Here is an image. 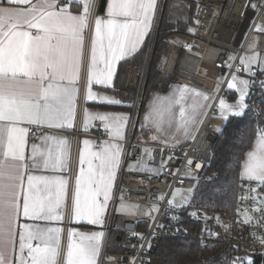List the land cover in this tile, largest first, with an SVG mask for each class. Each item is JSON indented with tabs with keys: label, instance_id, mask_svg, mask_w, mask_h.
<instances>
[{
	"label": "snow or ice",
	"instance_id": "obj_1",
	"mask_svg": "<svg viewBox=\"0 0 264 264\" xmlns=\"http://www.w3.org/2000/svg\"><path fill=\"white\" fill-rule=\"evenodd\" d=\"M0 2L18 6L29 4L30 0ZM76 4L77 0H67L68 6L60 7V0H40L28 9L0 7V157L3 158L0 159V264H14L12 259L7 258L6 251L9 245H15V228L21 212L28 219L61 218L59 208L65 189L64 180L27 175L25 189L26 169L29 167L25 162L28 129L20 125L71 126L75 115L73 101L77 93L76 82L83 63L84 32L93 10L98 7L97 0H79L82 12L74 14L70 9ZM106 11L107 19L97 16L94 20L95 36L91 42L87 73V99L92 101L96 100V94L91 86H111L116 63L142 44L157 11V0H110ZM31 29H36V33ZM260 31L264 32V28ZM256 61L257 57L253 55L245 57L241 63L247 67ZM101 64L103 67H100ZM235 81L236 77L233 76V83H229L228 87L239 91L238 103L227 106L223 100L220 101L221 115L225 120L228 118L226 108L233 109L230 113L233 116H243L248 107L245 103L248 81L240 80L242 87L239 88ZM188 91L187 86L179 88L180 97L176 100L181 104L177 131L182 129L186 137L190 135V126L200 122L199 116L205 108L210 107L206 102L211 99L207 94L192 90V104L186 109L182 102ZM101 99L109 105L121 104L114 98ZM165 112L169 113L168 126L171 127L174 118L170 108L153 106L145 115V120L151 121L156 130L162 132ZM129 119L124 115L85 110L84 128L88 130L91 121L99 120L113 139H122ZM217 132L222 134L223 129L217 128ZM52 139L58 144V152L54 154L49 149L47 153L39 155L45 168L62 169L67 153L65 139ZM91 143L89 140L83 141L85 146ZM37 155L36 146L33 145V166L41 162L36 159ZM119 156L120 145L111 142H107L99 152H88L87 157L81 154L74 196V215L78 220L86 219L94 225L103 223ZM192 163L189 161V164ZM85 164L86 170L83 167ZM242 176L264 185V133L258 135L254 150L247 153ZM40 183L49 194L47 199L36 195L41 191L38 187ZM52 184L58 186L55 195L50 187ZM244 222H250V218ZM23 229L19 233L20 257L15 264H59V228L38 229L25 224ZM70 235L79 239L70 240L65 264H97L99 241L103 233ZM33 240L40 243L33 247ZM238 260L235 258L228 264H238ZM246 264H253L252 259L247 258Z\"/></svg>",
	"mask_w": 264,
	"mask_h": 264
},
{
	"label": "built area",
	"instance_id": "obj_2",
	"mask_svg": "<svg viewBox=\"0 0 264 264\" xmlns=\"http://www.w3.org/2000/svg\"><path fill=\"white\" fill-rule=\"evenodd\" d=\"M100 1L97 0L98 7L89 20L88 38ZM183 1L196 3L195 24L189 32H173L165 38L170 49L162 65V79L171 78L174 83L209 95L210 107H207L190 141L181 144L147 141L141 130L143 108L149 97L144 89L143 93L140 90V65H131L127 87L135 92V97L131 103L129 125L123 141L124 155L110 211L113 212L119 201L134 203L139 208L137 212L119 215L118 222L124 235L118 239V250L103 254L102 264H155L151 256L163 238L198 241L205 250L202 259L207 264H228L235 258H239L238 264H246L247 258H251L253 264H264V185L258 181L241 179L233 214L204 210L189 214L186 208L180 209L170 203L175 187L191 183L196 187L211 163L220 137L217 128L223 129L227 121L221 115L220 101L223 100L227 106L238 103L231 100L228 84L234 75L246 74L241 61L249 53L248 46L256 29L264 26V0ZM258 5L260 7H256ZM258 36L252 52H264V33ZM248 77L249 89L245 101L248 107L245 110L264 122V84L261 83L264 82V72L257 67ZM27 129L30 141L40 139L41 132L36 125H28ZM70 133L75 140L88 134L81 125ZM259 133H264V124ZM130 161L140 164L139 170H128ZM189 161L193 163L189 164ZM197 164L200 167H196ZM75 165L74 152L70 191ZM68 194L69 205L71 192ZM66 216H70L69 209ZM187 217L203 222L205 227L192 235L184 228ZM246 218H250V222L245 223ZM64 225L68 229L70 223L67 221ZM107 226L109 230V222ZM65 251L63 243L59 264L64 263Z\"/></svg>",
	"mask_w": 264,
	"mask_h": 264
},
{
	"label": "crops",
	"instance_id": "obj_3",
	"mask_svg": "<svg viewBox=\"0 0 264 264\" xmlns=\"http://www.w3.org/2000/svg\"><path fill=\"white\" fill-rule=\"evenodd\" d=\"M160 0H157V11L155 12L152 21H151V27L147 33V35L144 37L142 44H140L135 52L127 54L123 59L119 60L116 65H115V75L113 77L112 85L111 86H101V85H95L93 84L91 86V90L94 94H96V100H88L87 99V90H88V79H87V73H88V68L90 66V60H91V42L94 39L95 36V30H94V22H93V28L91 32V36L88 38L87 36V29L84 32V46H83V63H82V68L80 72V77L79 80L76 82V88H77V93L73 101V108H74V118L71 122V126L68 124H64L63 126L59 127H49L47 125H41L37 126L40 129L41 132V137L38 141H30L28 138V134H26V145H25V157H26V163L29 165V167L26 169V175H25V189L27 187V175H32V176H43V177H49L51 180H55L56 178L64 180L65 183V189H64V194L61 200V206L59 208V214H60V219L58 220H40V219H28L25 218L21 212V215L18 218V221L16 223V228L15 231L17 233L15 237V245H9L7 251H6V256L9 259H12L14 261V264L16 261H18L20 257V252H19V233L22 232L23 225L27 224L30 225L33 228H38V229H48V228H59L61 231L59 233V247L60 251L62 249V244L65 243L66 245V251H67V246L70 242V240H78V236H71V233H82V234H91L93 232L97 233H103L102 237L100 238V253L97 258V264H102V256L103 254L107 251L105 248V243L106 239L108 236V222L110 225H112L114 222H118L119 215L117 212V207L113 210V212L110 211V207L112 205V201L115 195V187H116V180H117V173L118 170L120 169L122 165V160H123V155H124V144L123 141L125 139V136L127 134V129L129 125V121L126 125V128L124 129V135L122 139H113L111 135L106 132V130L103 127V123L99 120H94L91 121L88 130H85L84 128V112L85 110H88L91 113H108V114H114V115H124L127 117H130V111H131V103L124 102L121 100L113 91L114 88V83H115V78L117 74V70L119 67V64L121 61L132 57L134 54L138 53L148 35L150 32H152L153 25H154V20L156 18V14L158 13V8H159V3ZM40 0H30L29 4H23V5H9L3 2H0V7H12V8H18V9H28L30 8L33 4H38ZM52 2H55V0H52ZM110 2V0H107V4ZM107 4H106V9H107ZM79 5V0H77V6ZM60 7H67V0L63 1L60 0ZM104 11V13H99L95 16H99L100 18L107 19V11ZM74 14L79 12H82V8L80 9H75V7L70 9ZM94 18V20H95ZM31 31L35 34L36 29H31ZM100 67H103V64L100 65ZM177 85V83H173L170 88L166 92H158V98L161 103L167 101L170 98H179L180 97V92L177 89H174V86ZM181 86V85H178ZM182 87V86H181ZM155 92V91H154ZM154 94V93H153ZM153 94L152 98H150L149 102L152 101L153 99ZM102 97H110L114 98L116 100L121 101V104L116 105V106H122L126 105L128 106L127 108H111V107H106V106H101V105H109L106 102H104L101 98ZM148 102V103H149ZM184 105V104H183ZM181 107V104L179 103V106H174L172 113L174 110L178 113L179 109ZM147 111V106L143 112V117ZM166 113V112H165ZM203 116V115H202ZM202 116L199 117V121L201 122ZM144 119V118H143ZM142 119L143 126L151 129L152 132L156 131L154 130V127L151 126L150 122H147L145 125V121ZM200 122L196 123L193 128H191L190 135L187 137L184 135V132H180V134H169L167 133H160L157 134V138L154 140L148 139L147 141L150 140V142H160V143H167V144H181L190 141L193 139ZM2 123V122H0ZM29 124H21V127L27 128ZM81 125V128L88 133L87 135H82L78 138V140H75L74 135L70 133V130H73L76 126ZM195 131V133H194ZM260 134V133H259ZM258 134V135H259ZM100 135L102 136L101 138H98L97 136ZM256 136L253 144L247 149L244 159L242 162L241 166V178L243 179L242 176V171H243V165L244 162L247 160V153L250 151H253L255 148V144L257 141ZM53 137L57 138V140L64 138L65 139V146L67 148V153L65 157V162L64 166L62 169H52L51 167L45 168L42 163V157L39 155V153H47L49 149L53 151V153L58 152V144L53 141ZM153 137V136H152ZM144 138V137H143ZM146 139V138H144ZM84 140H89L92 143L89 144L88 146H85L83 144ZM111 142L114 144H119L120 145V156H119V163L118 166L115 170V178L112 182V187L110 190L109 194V200L107 203V208L105 210V213L102 217L103 223L94 225L90 224L86 219H80L78 220L75 215H74V196H75V187H76V179L80 174V156L83 153L86 157L88 152H99L102 150V147L107 143ZM96 144H99L97 147ZM33 145L36 146L37 150V157L36 159L41 161L39 164L36 166L32 165V160H33ZM75 149V150H74ZM76 154V165H75V174H74V179H73V185H72V190L70 191V177H71V164H72V159H73V154ZM0 159H3L0 157ZM9 163H12L9 161ZM94 163H98V161H94ZM85 170L87 169V165H83ZM25 171V170H21ZM246 179V178H245ZM38 187L41 189V191L37 192L36 195L39 197H43L47 199L48 197V192L44 191V185L43 183H40ZM52 194L55 195L57 192V185L52 184L50 185ZM69 192H71V197H70V204L68 205V197H69ZM69 207V208H68ZM69 209L70 216L67 218L66 213ZM111 212V213H110ZM111 215V216H110ZM69 222V228L67 229L65 227V223ZM110 228V227H109ZM33 247H35L37 244L40 242L37 240H33L32 242ZM66 251H65V258H64V263L65 264V259H66ZM25 257L27 258V249H25L24 252ZM60 258V256H59Z\"/></svg>",
	"mask_w": 264,
	"mask_h": 264
},
{
	"label": "trees",
	"instance_id": "obj_4",
	"mask_svg": "<svg viewBox=\"0 0 264 264\" xmlns=\"http://www.w3.org/2000/svg\"><path fill=\"white\" fill-rule=\"evenodd\" d=\"M170 1L163 0L160 5V19L157 34L152 44L151 60L146 73V90L166 92L173 81L171 78H162V65L168 54L169 47L165 38L173 32H189L195 24L196 3L192 2L189 7V17L187 19H170ZM80 9V5L75 6ZM152 33L148 35L142 49L120 62L113 91L124 102L132 103L135 92L127 87V77L130 66L137 63L139 54L148 44ZM231 100L239 101L240 95L235 88H230ZM144 105V110L149 102ZM247 98L245 99V101ZM111 108H127L128 106L101 105ZM131 107V106H129ZM263 121L257 120L253 115L245 110L243 116H233L229 114L226 124L220 133L219 140L214 148L212 160L207 167L206 172L197 182L192 204L206 212H215L216 214L228 211L233 214L236 202L237 192L241 181V166L247 149L253 144L256 136L259 134ZM142 136L148 139L152 138V131L147 127H142ZM150 142V140H149ZM204 223L187 217L184 228L187 232L198 233ZM124 235L119 226V222H114L105 243L107 251H116L119 249L118 239ZM205 250L201 243L190 239L163 238L157 251L151 256L155 264H207L202 259ZM212 264V263H211ZM213 264H220L214 262Z\"/></svg>",
	"mask_w": 264,
	"mask_h": 264
},
{
	"label": "rangeland",
	"instance_id": "obj_5",
	"mask_svg": "<svg viewBox=\"0 0 264 264\" xmlns=\"http://www.w3.org/2000/svg\"><path fill=\"white\" fill-rule=\"evenodd\" d=\"M159 3L161 5L163 3V0H160ZM160 5H159V8H160ZM189 7H191V5L185 3L183 0H171L170 1L169 18L170 19H179V18L180 19H182V18L187 19L189 17V14H190ZM159 8H158V13L156 14V18L154 20L153 29H152V32H151L152 36H151L148 44L146 45V47H144L143 50L141 51V53L139 54V58L137 60L138 61L137 64L140 65V74L142 75V83H141L142 89L140 87V90L143 93V89H144L145 92H146L145 94L148 95L149 99L152 98L151 96L154 93L153 94L154 97H153L152 101L147 104V111H146L145 115L152 109L153 106L160 107L162 109L170 108L171 114H172V116L174 118V122L172 123L171 127H169L168 126L169 113L168 112L164 113V117H163V121H164V123H163V131L162 132H158L156 130V128L152 125L151 121H146L145 120V115H144V117H143L144 119L143 120L145 121V125L147 124V122H150L151 126L154 127V130H156V131L152 132V136H153L152 140H154V137L157 138V134H160V133L162 134V133L169 132V134H180V132H183L182 129L180 131H177V123L176 122H178L179 119H180L179 111L177 113L174 110V112L172 113L174 106H177V107L179 106V103H176V100H178L179 98L175 99V98L172 97V98L168 99L167 101L161 103L159 101V98H158V95H159L158 92H160V91H157V90L155 91L154 89H150L149 91H147L145 89L146 88L145 79H146V73L148 71L150 60H151L152 44L154 43L153 41H154V38H155V36L157 34V30H158V26H159V19H160V13H159L160 10H159ZM261 28H264V26L261 25V26H259L256 29V32L253 35V37L251 39V42H250V44L248 46L249 53L245 54V56L243 57V59H244L245 57H250V56L255 55L257 57V61L254 62L253 64H251L250 66H247V67L244 64L245 68H246V74L245 75H234L236 77V81L235 82L237 84V88L242 87L240 85V83H239L240 80H247L248 81V86H247V89H246L247 93H248V89H249V77H248V75L251 74V72L253 70H255L257 67L261 71L264 72V52H258V51L257 52H252L256 48V44H257V41H258V38H259L258 35H260L261 33H264V32L260 31ZM168 47L170 49L169 45H168ZM128 74H129V72H128ZM231 83H233V78L231 80ZM178 85H180V84L175 85L174 89H176V90L178 89L179 90V88L184 87L182 85H181L182 87L178 86ZM188 90L189 91L185 93V99L182 102V104H184L183 106L186 109H188L189 106L192 104V100H193L192 90H194V89L188 88ZM235 90L237 91L236 88H235ZM237 92L240 95L239 91H237ZM210 100L207 101L206 103L209 104ZM235 105H236V103H234V104L231 103L230 106H235ZM206 109L207 108H205L203 110V112L201 113V115L199 116V117H201L203 115L202 119L204 118ZM230 112H231V109H229V108L225 109V113L226 114L229 115ZM142 124H143V122H142ZM193 126L194 125H192L190 127L193 128ZM194 133H195V131H194ZM139 167H140V164H138L137 162L130 161L127 164V169L128 170L137 171V170H139ZM194 190H195V184L194 183H191L188 186L175 187L173 189L172 193H171L170 201H172V204L176 205L180 209H185L186 208L187 212L189 214H192V213L198 214V213L202 212L203 209H200L199 207H196L194 204L191 203L192 199H193ZM189 197H191V198L189 199ZM138 208H139V206L134 204V203L119 201V203L117 205V212H118V214H123L125 212H137ZM109 230H110V228H109Z\"/></svg>",
	"mask_w": 264,
	"mask_h": 264
},
{
	"label": "water",
	"instance_id": "obj_6",
	"mask_svg": "<svg viewBox=\"0 0 264 264\" xmlns=\"http://www.w3.org/2000/svg\"><path fill=\"white\" fill-rule=\"evenodd\" d=\"M107 0H101L100 5H103L102 7L99 6V13H104L106 9Z\"/></svg>",
	"mask_w": 264,
	"mask_h": 264
},
{
	"label": "bare ground",
	"instance_id": "obj_7",
	"mask_svg": "<svg viewBox=\"0 0 264 264\" xmlns=\"http://www.w3.org/2000/svg\"><path fill=\"white\" fill-rule=\"evenodd\" d=\"M191 5V4H190Z\"/></svg>",
	"mask_w": 264,
	"mask_h": 264
}]
</instances>
